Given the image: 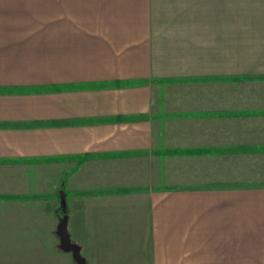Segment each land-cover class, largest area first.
I'll return each mask as SVG.
<instances>
[{"label":"crops","instance_id":"obj_1","mask_svg":"<svg viewBox=\"0 0 264 264\" xmlns=\"http://www.w3.org/2000/svg\"><path fill=\"white\" fill-rule=\"evenodd\" d=\"M172 82L202 87L165 97H183L179 110L158 109ZM254 156L264 0H0L3 210L26 190L66 191L87 264H264L262 180L151 184L174 159Z\"/></svg>","mask_w":264,"mask_h":264},{"label":"rangeland","instance_id":"obj_2","mask_svg":"<svg viewBox=\"0 0 264 264\" xmlns=\"http://www.w3.org/2000/svg\"><path fill=\"white\" fill-rule=\"evenodd\" d=\"M201 87L199 84L168 83L160 89L162 100L158 101L156 107L179 110L182 106L178 102L183 97H179L178 101L175 96L170 100H166L165 97L170 94L195 93L198 92L195 88ZM204 88L203 92L212 91L211 87ZM195 107L197 105L192 108ZM163 167L168 170L164 176L169 179L152 181L151 184L156 186L154 188L157 190L209 188L217 182H221V186H224L225 182H230L229 179H236V182L232 181L235 183L234 186L238 183L251 184L245 183L246 181L259 183L262 180L264 182V157L254 156L250 159L238 157L236 165L233 166H190L174 159L169 165L161 166V169ZM159 168L158 166L157 170ZM218 178H220L219 181ZM25 192H29L28 196L27 194L23 197L14 195L11 203L7 198V204H11V212L3 210L5 199L0 197V264H75L70 257L63 255L59 248L57 226L62 216L59 217L57 212L62 209L61 201L64 195H58V188L53 190L47 187ZM75 194L82 195V192H73L71 196ZM65 199L68 202V198ZM5 225L10 228L5 230Z\"/></svg>","mask_w":264,"mask_h":264},{"label":"water","instance_id":"obj_3","mask_svg":"<svg viewBox=\"0 0 264 264\" xmlns=\"http://www.w3.org/2000/svg\"><path fill=\"white\" fill-rule=\"evenodd\" d=\"M61 205L63 216L57 226V235L60 239L59 248L62 252L70 254L75 264H87V261L82 254L81 246L74 243L69 234V215L67 213V202L65 196L62 198Z\"/></svg>","mask_w":264,"mask_h":264},{"label":"trees","instance_id":"obj_4","mask_svg":"<svg viewBox=\"0 0 264 264\" xmlns=\"http://www.w3.org/2000/svg\"><path fill=\"white\" fill-rule=\"evenodd\" d=\"M68 177H69V175L64 176V178H63V180H62V183H61V189H60V192H61V190L64 191V185H65V183H66ZM64 196H65V198H67V197H66V196H67L66 193H64ZM57 213L59 214V217H60V216H63L62 209H61L60 211H58ZM67 213H68V215H69L68 209H67Z\"/></svg>","mask_w":264,"mask_h":264}]
</instances>
